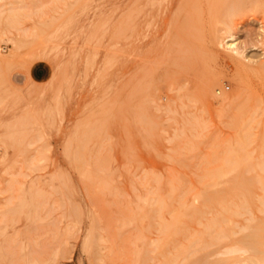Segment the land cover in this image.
<instances>
[{"label": "rangeland", "instance_id": "obj_1", "mask_svg": "<svg viewBox=\"0 0 264 264\" xmlns=\"http://www.w3.org/2000/svg\"><path fill=\"white\" fill-rule=\"evenodd\" d=\"M0 27L21 44L0 39V264L193 247L198 146L264 94L224 37L263 58L264 0H0Z\"/></svg>", "mask_w": 264, "mask_h": 264}, {"label": "bare ground", "instance_id": "obj_2", "mask_svg": "<svg viewBox=\"0 0 264 264\" xmlns=\"http://www.w3.org/2000/svg\"><path fill=\"white\" fill-rule=\"evenodd\" d=\"M2 38L13 42L10 52L16 51L19 40L8 37L0 27ZM224 38L231 54L246 57L241 64L264 78V52L263 58H249L237 36L228 32ZM2 55L7 54H0L2 62L11 57ZM224 97L216 99L219 102ZM219 110L229 128L222 134L211 130L206 135V149L198 146L201 151L194 194L197 226L193 247L180 244L178 237L171 245L174 251L170 246L164 249L162 264H235L241 258L249 259L251 264H264V94L231 99L226 108ZM161 227L165 238H169L168 224L163 221ZM205 243L212 246L195 253Z\"/></svg>", "mask_w": 264, "mask_h": 264}]
</instances>
